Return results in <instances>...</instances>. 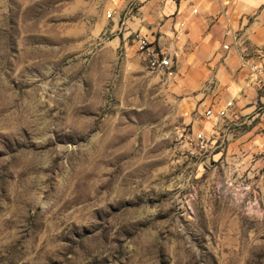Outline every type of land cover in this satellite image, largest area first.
Segmentation results:
<instances>
[{
  "label": "rangeland",
  "instance_id": "1",
  "mask_svg": "<svg viewBox=\"0 0 264 264\" xmlns=\"http://www.w3.org/2000/svg\"><path fill=\"white\" fill-rule=\"evenodd\" d=\"M148 1L0 0V264H264V91L207 119L133 43Z\"/></svg>",
  "mask_w": 264,
  "mask_h": 264
},
{
  "label": "crops",
  "instance_id": "2",
  "mask_svg": "<svg viewBox=\"0 0 264 264\" xmlns=\"http://www.w3.org/2000/svg\"><path fill=\"white\" fill-rule=\"evenodd\" d=\"M141 10L146 23L159 31L158 44L176 60L181 79L191 86L216 84L215 111L228 104V113L254 109L259 87L254 84V93L247 91L251 81L242 57L264 67V0H150ZM180 23L185 28L176 38ZM227 25L239 37L237 45L225 35Z\"/></svg>",
  "mask_w": 264,
  "mask_h": 264
},
{
  "label": "built area",
  "instance_id": "3",
  "mask_svg": "<svg viewBox=\"0 0 264 264\" xmlns=\"http://www.w3.org/2000/svg\"><path fill=\"white\" fill-rule=\"evenodd\" d=\"M111 16V15H110ZM185 28V23H180L179 28L175 29V37L178 38V31ZM225 35L230 36L233 45H237L239 37L235 34L233 29L227 25L225 27ZM133 43L137 49L143 54L146 66L151 73L159 75L161 77L174 78L177 75L176 60L172 57L164 48H162L155 39H151L148 35L133 34ZM230 46L224 45L225 50H229ZM243 65L248 69L249 79L256 86L264 91V67L260 63H250L248 60L242 57ZM231 105V104H230ZM229 104L215 111L214 109H208L204 116L207 119L219 120L228 115L230 109ZM211 135L204 131L190 134L186 137V155L190 159H196L208 152L209 144L211 142Z\"/></svg>",
  "mask_w": 264,
  "mask_h": 264
}]
</instances>
